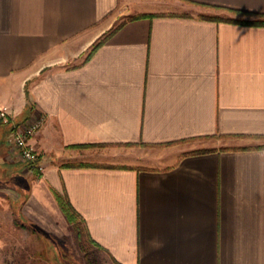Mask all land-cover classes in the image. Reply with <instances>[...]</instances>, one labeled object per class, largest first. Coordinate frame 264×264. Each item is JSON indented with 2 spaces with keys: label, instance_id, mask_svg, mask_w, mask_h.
Instances as JSON below:
<instances>
[{
  "label": "crops",
  "instance_id": "obj_1",
  "mask_svg": "<svg viewBox=\"0 0 264 264\" xmlns=\"http://www.w3.org/2000/svg\"><path fill=\"white\" fill-rule=\"evenodd\" d=\"M242 18L264 20V0H0L14 216L65 234L57 192L110 264H264V23ZM38 115L35 176L8 135Z\"/></svg>",
  "mask_w": 264,
  "mask_h": 264
},
{
  "label": "rangeland",
  "instance_id": "obj_2",
  "mask_svg": "<svg viewBox=\"0 0 264 264\" xmlns=\"http://www.w3.org/2000/svg\"><path fill=\"white\" fill-rule=\"evenodd\" d=\"M170 11L222 18L248 16L241 12L192 3L172 5ZM216 141L217 138L204 140L208 144ZM17 157L18 161L24 162L19 155ZM14 215L8 197L0 192V264H50L51 261L60 264L111 263L104 249L88 236L78 215L71 221V226L65 234L47 232L37 228L32 221Z\"/></svg>",
  "mask_w": 264,
  "mask_h": 264
},
{
  "label": "built area",
  "instance_id": "obj_3",
  "mask_svg": "<svg viewBox=\"0 0 264 264\" xmlns=\"http://www.w3.org/2000/svg\"><path fill=\"white\" fill-rule=\"evenodd\" d=\"M10 118V112L0 107V122H6ZM45 118L38 115L22 123L15 124L8 135L9 144L16 154L24 160L26 170L31 174H42L45 171L40 151L31 144L30 139L44 126Z\"/></svg>",
  "mask_w": 264,
  "mask_h": 264
},
{
  "label": "trees",
  "instance_id": "obj_4",
  "mask_svg": "<svg viewBox=\"0 0 264 264\" xmlns=\"http://www.w3.org/2000/svg\"><path fill=\"white\" fill-rule=\"evenodd\" d=\"M236 12H241V13H245L248 14L249 12H244L242 10H235ZM142 15H150V14H142ZM227 20H231V18H227ZM234 21H240L243 23H256V24H260V23H264V20H248V19H232ZM104 41V39L100 40L95 46L94 48H96L99 44H101ZM93 48V49H94ZM56 194V198L60 204V206L62 207L64 213L66 214V216L68 217V219L70 221L74 220L75 217L77 216V213L74 209V207L72 206V204L70 203V201L68 200L67 197L59 194V193H55Z\"/></svg>",
  "mask_w": 264,
  "mask_h": 264
}]
</instances>
